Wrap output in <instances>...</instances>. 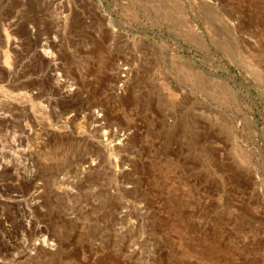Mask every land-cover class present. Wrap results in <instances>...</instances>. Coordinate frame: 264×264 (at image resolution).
<instances>
[{
	"label": "rangeland",
	"instance_id": "rangeland-1",
	"mask_svg": "<svg viewBox=\"0 0 264 264\" xmlns=\"http://www.w3.org/2000/svg\"><path fill=\"white\" fill-rule=\"evenodd\" d=\"M0 53V264H264V0H0Z\"/></svg>",
	"mask_w": 264,
	"mask_h": 264
},
{
	"label": "bare ground",
	"instance_id": "bare-ground-1",
	"mask_svg": "<svg viewBox=\"0 0 264 264\" xmlns=\"http://www.w3.org/2000/svg\"><path fill=\"white\" fill-rule=\"evenodd\" d=\"M67 11V10H66ZM46 43V42H45ZM13 44V43H12ZM49 44V43H48ZM51 44H52V42H51ZM45 46V45H44ZM48 51V50H47ZM51 51V50H50ZM48 53V52H47ZM46 54V53H45ZM52 54V53H51ZM41 55V54H40ZM48 55V54H47ZM50 55V54H49ZM46 56V55H45ZM48 57V56H47ZM7 58V57H6ZM1 59H2V56H1V53H0V67H1V65H2V62H1ZM65 61V60H64ZM51 64V63H50ZM54 64V63H53ZM52 65V64H51ZM54 66V65H53ZM50 68H52V67H50ZM58 68V67H57ZM56 68V69H57ZM55 69V70H56ZM49 71H53L52 69L51 70H49ZM53 73V72H52ZM3 75V74H2ZM57 75V79H58V74H56ZM50 76L51 77H55V74H50ZM56 78V77H55ZM58 81H60V82H63V79H61V78H59L58 79ZM59 87V86H58ZM58 91L60 92H62V89H58ZM71 91V90H70ZM69 91V92H70ZM67 92L68 91H63L61 94H66V96H68L67 95ZM32 95V94H31ZM29 96V95H28ZM32 97V96H31ZM64 97V96H63ZM70 100V99H69ZM72 100V99H71ZM56 102V101H55ZM52 104V103H51ZM10 109V108H9ZM11 109H12V107H11ZM12 111V110H11ZM15 112V111H14ZM86 115V114H85ZM18 116V115H17ZM88 116V115H87ZM8 119V118H7ZM94 122V121H93ZM24 127H26L25 125H24ZM25 130V129H24ZM104 132V131H103ZM46 134V133H45ZM97 139V138H96ZM15 146V145H14ZM19 148V147H18ZM118 150V149H117ZM4 153V152H3ZM13 154V153H12ZM21 156L23 157V159L24 160H26V161H28V162H31V160H33L32 158V155L30 154V152L29 151H22L21 152ZM168 157V156H167ZM17 159V158H16ZM16 159H15V161H16ZM20 159H21V157H20ZM9 162V161H8ZM25 164V163H24ZM24 164H22L21 162H16V164H14V169L13 168H9V170H8V174H11L12 176L14 175L15 176V178H16V180H22V181H26V182H28V184L29 183H31L33 180H34V178H35V175L33 174V171H31L30 169H28L27 170V168H29L28 166H26L25 167V165ZM3 167L4 168H8L7 167V164H4L3 165ZM65 182V181H64ZM30 186V185H29ZM32 186V185H31ZM34 188V187H33ZM4 189V188H3ZM36 192V191H35ZM33 201V200H32ZM34 203V202H33ZM38 204V203H37ZM38 210V209H37ZM23 224V223H22ZM232 228V227H231ZM213 230V229H212ZM211 230V231H212ZM245 230V229H244ZM263 230V229H262ZM41 231V230H40ZM217 232V231H216ZM228 232V231H227ZM203 233V232H202ZM206 233H208V232H206ZM206 233H204V234H206ZM233 233V232H232ZM38 234V233H37ZM224 234V233H223ZM262 234V233H261ZM245 235V234H244ZM213 236V235H212ZM234 236V235H233ZM239 236V235H238ZM247 236V235H246ZM253 236V235H252ZM215 237V236H214ZM253 239V238H252ZM176 240V239H175ZM211 240V239H210ZM209 240V241H210ZM216 240V239H215ZM219 240V239H218ZM220 240H221V238H220ZM239 240H241V239H239ZM263 240V239H262ZM261 240V241H262ZM189 241V240H188ZM212 241V240H211ZM231 241V240H230ZM247 241H249V240H247ZM251 241V240H250ZM221 242V241H220ZM220 242H218V244L220 243ZM210 243V242H209ZM252 243V242H251ZM258 243V242H257ZM256 243V244H257ZM264 243V242H263ZM217 244V245H218ZM239 244H241V243H239ZM259 244V243H258ZM195 245V244H194ZM242 245V244H241ZM213 246V245H212ZM259 247H261V245L259 244L258 245ZM186 247V246H185ZM249 247V246H248ZM205 248H206V246H205ZM217 248V247H216ZM231 248V247H230ZM39 249V248H38ZM226 249V248H225ZM195 250V249H194ZM253 250V249H252ZM219 251V250H218ZM225 251V250H224ZM38 253V252H37ZM227 253V252H226ZM205 255V254H204ZM256 256V255H255ZM262 257V256H261ZM234 258H236V257H234ZM255 259V258H254ZM264 259V258H263ZM228 261V260H227ZM243 262V261H242ZM241 261H240V263H242ZM262 262V261H261ZM231 264V263H230ZM233 264V263H232ZM236 264V263H235Z\"/></svg>",
	"mask_w": 264,
	"mask_h": 264
},
{
	"label": "built area",
	"instance_id": "built-area-1",
	"mask_svg": "<svg viewBox=\"0 0 264 264\" xmlns=\"http://www.w3.org/2000/svg\"><path fill=\"white\" fill-rule=\"evenodd\" d=\"M121 87H122V86H118V87H117V91H118V93L122 91Z\"/></svg>",
	"mask_w": 264,
	"mask_h": 264
}]
</instances>
